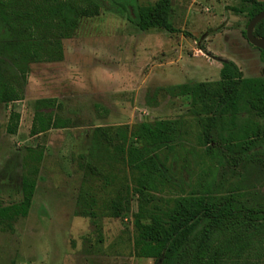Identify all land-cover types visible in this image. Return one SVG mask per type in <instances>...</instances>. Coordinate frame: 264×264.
Here are the masks:
<instances>
[{"label":"rangeland","instance_id":"1","mask_svg":"<svg viewBox=\"0 0 264 264\" xmlns=\"http://www.w3.org/2000/svg\"><path fill=\"white\" fill-rule=\"evenodd\" d=\"M159 1L138 2L149 6ZM223 1L172 0L177 34L142 31L127 15L104 10L96 18L81 19L70 39L59 40L45 22L30 23L34 35L23 36L28 25L17 24L14 47H0V72L23 95L21 101L0 104L1 206L22 200L27 149L43 144L45 156L29 216L16 221L13 231H0V264H154L133 254L137 195H132L130 210L120 218L102 216V208L97 221L80 214L84 173L79 158L88 155L97 127L182 119L189 150L179 148L178 154L187 156L188 172L195 180L205 182L211 176L209 167L216 163L199 147L200 128L192 111L209 116L213 105L171 97L161 89L216 82L222 65L230 61L245 78L264 76L260 51L243 36L248 17L229 9L238 7L240 0ZM26 4L28 0L13 2L17 8ZM35 50L40 58L27 54ZM41 99H56L61 105L57 115L70 120L71 127L31 137L35 103ZM11 111L21 114L15 136L6 132ZM214 175L218 182L225 178L221 192L239 184L246 198L264 201L262 166H226ZM122 182L120 177L109 189L108 199Z\"/></svg>","mask_w":264,"mask_h":264},{"label":"trees","instance_id":"2","mask_svg":"<svg viewBox=\"0 0 264 264\" xmlns=\"http://www.w3.org/2000/svg\"><path fill=\"white\" fill-rule=\"evenodd\" d=\"M15 1L0 0L3 50L14 47L17 24L21 21L28 25L23 36L34 35L30 32L31 24L39 26L45 22L59 40L70 39L81 19L96 18L102 10L127 15L129 22L142 31L180 33L173 25L172 0L149 6L140 5L139 0H28L20 8L13 6ZM229 9L246 15L248 27L264 11V1L240 0L238 7ZM243 36L246 38V30ZM254 36L264 39V19L255 27ZM32 52L27 54L40 58L39 51ZM260 53L264 61V51ZM161 90L171 97H188L194 103L206 101L213 105L209 116L192 111L200 128L199 147L216 163L209 167L211 176L207 175L205 182L195 180L188 172L187 156L178 154L179 148L189 150L182 119L133 127H97L88 155L81 156L78 162L84 173L78 197L80 214L97 221L102 208V216L120 218L130 210L135 194V257L152 259L154 264H264V201L246 198L239 184L221 192L225 178L218 182L214 175L226 166L255 164L264 168V76L245 78L230 61L222 65L216 82L186 83ZM21 100L22 93L0 72V104ZM59 109L61 105L56 99L38 100L30 136L70 128L72 122L58 116ZM20 122L21 114L11 111L7 134L17 135ZM44 156L43 144L27 149L22 200L10 206L0 205V231H13L16 221L29 216ZM120 177L123 182L108 199L109 189L115 187ZM169 191L171 195L166 194Z\"/></svg>","mask_w":264,"mask_h":264},{"label":"water","instance_id":"3","mask_svg":"<svg viewBox=\"0 0 264 264\" xmlns=\"http://www.w3.org/2000/svg\"><path fill=\"white\" fill-rule=\"evenodd\" d=\"M264 19V11L255 16L246 29V39L250 45L258 49L259 51H264V39H258L254 36V29L258 23Z\"/></svg>","mask_w":264,"mask_h":264},{"label":"crops","instance_id":"4","mask_svg":"<svg viewBox=\"0 0 264 264\" xmlns=\"http://www.w3.org/2000/svg\"><path fill=\"white\" fill-rule=\"evenodd\" d=\"M218 1L221 3V1H223V0H218ZM227 1H228V0H227ZM223 2H226V0H224ZM227 6H228V5H227ZM227 6H226V7H227Z\"/></svg>","mask_w":264,"mask_h":264}]
</instances>
